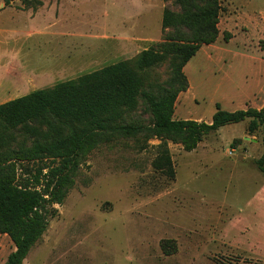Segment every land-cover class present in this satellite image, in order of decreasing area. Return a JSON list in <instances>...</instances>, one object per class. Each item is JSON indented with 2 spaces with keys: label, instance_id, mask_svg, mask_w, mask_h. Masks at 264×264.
<instances>
[{
  "label": "rangeland",
  "instance_id": "obj_1",
  "mask_svg": "<svg viewBox=\"0 0 264 264\" xmlns=\"http://www.w3.org/2000/svg\"><path fill=\"white\" fill-rule=\"evenodd\" d=\"M77 1L57 20L31 17L21 0L4 6L0 0L1 96L12 100L131 59L162 39L165 0ZM221 5L215 45L233 49L232 55L264 50V0ZM130 36L140 38L136 45H126ZM221 49L203 46L187 63L189 88L177 98L174 119L211 122L223 95L249 79L251 62L238 56L229 83L228 69L211 56L228 57ZM166 63L157 69L161 79ZM220 105L234 111L263 102ZM248 124L221 126L191 151L157 138L103 142L80 163L75 185L54 204L57 215L23 264H264V173L255 165L264 136ZM163 145L174 178L154 167ZM14 250L1 234L0 264Z\"/></svg>",
  "mask_w": 264,
  "mask_h": 264
},
{
  "label": "trees",
  "instance_id": "obj_2",
  "mask_svg": "<svg viewBox=\"0 0 264 264\" xmlns=\"http://www.w3.org/2000/svg\"><path fill=\"white\" fill-rule=\"evenodd\" d=\"M12 0H5V5ZM39 7L40 0H21ZM162 39L135 57L61 81L0 104V235L15 245L4 264H23L75 185L80 163L103 142L157 138L194 150L221 126L249 119L261 129L264 106L229 111L216 104L211 122L174 119L181 92L189 88L184 68L220 33L221 0H165ZM33 3V4H32ZM232 34L224 33L229 40ZM167 62L161 79L157 69ZM264 173V152L255 160ZM154 167L171 178L166 146Z\"/></svg>",
  "mask_w": 264,
  "mask_h": 264
},
{
  "label": "crops",
  "instance_id": "obj_3",
  "mask_svg": "<svg viewBox=\"0 0 264 264\" xmlns=\"http://www.w3.org/2000/svg\"><path fill=\"white\" fill-rule=\"evenodd\" d=\"M41 2H42V5L39 6L37 9H34L33 7L27 8L25 6H23V9L30 12L29 14L31 17L35 16L36 14H42L44 16H46L47 14H53L54 18H56L57 20L58 19L62 20L64 13H69V11L73 10L74 8H77L78 6L77 0H55V2L53 3L54 5H52L51 0H41ZM11 4H14L13 0L8 5H11ZM4 5L5 3L4 4L2 3V6ZM66 19L67 18H65L64 20ZM220 34H221V30H220L218 38L220 37ZM124 40H126L127 42L126 45L128 44L136 45L134 43L138 42L140 38H134L130 36L129 38L125 37ZM215 42L211 44H206L203 46H207L210 49H221L220 47H217L215 45ZM126 45L124 44V47H126ZM227 48L228 49L222 48L221 50H224L227 53H229L228 57H225L224 55L216 57L217 55L211 54L212 59L214 61H217L218 63L223 64L221 65L222 70L226 68L228 69L229 73H227L225 78L229 79V83L233 81L232 72H230L229 70L234 69L235 65H233L231 61L235 60V58H237L238 56H242L243 58H248L251 62L250 67L248 69L249 79L248 80L246 79L243 82V84H239V85H236L235 87H232L229 92H226V94L223 95V98L222 100H220V103H223L225 101L229 106L240 108V107H243V105H246L247 103L263 102L262 106H264V50L262 49L257 50L255 48H252L254 50H257L258 54H246V53L235 52V54L232 55L234 53V50L229 47ZM242 49L248 50L246 47H243ZM126 50L127 49L124 48L123 51H126ZM6 101H9V98H4L3 96L0 95V104Z\"/></svg>",
  "mask_w": 264,
  "mask_h": 264
}]
</instances>
